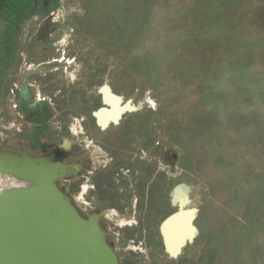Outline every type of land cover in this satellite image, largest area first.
I'll return each instance as SVG.
<instances>
[{
	"label": "rangeland",
	"instance_id": "rangeland-1",
	"mask_svg": "<svg viewBox=\"0 0 264 264\" xmlns=\"http://www.w3.org/2000/svg\"><path fill=\"white\" fill-rule=\"evenodd\" d=\"M60 5L69 7L71 21L68 75L65 70L47 74L57 79L51 91L41 74L23 79L26 86L33 80L39 85L31 88L35 99L40 91L54 103L36 144L53 145L64 157L70 152L61 162L68 164L105 160L85 147L88 141L105 152L127 146L155 160L145 161L146 192L132 177L129 189L130 181L115 165L97 179L95 192L76 188V177L59 180L77 217L93 209L104 213L95 215L119 264H264V0H62ZM38 31L21 36L23 45L13 49L14 34L3 33L0 25V150L39 153L32 146V127L22 125L16 112L27 61L37 66L53 54L32 41ZM14 55L21 59L18 71L9 62ZM104 86L131 106L106 135L87 115L90 104L98 106L96 90L106 107ZM101 107L92 117L105 131L94 116ZM114 178L123 179L116 185ZM133 195L147 208L138 228L132 215L115 212ZM171 201L184 205L180 212L196 210L197 235L176 257L166 254L157 231L179 210ZM103 218H113L115 226ZM108 231L114 233L107 236ZM135 239L143 246L132 244Z\"/></svg>",
	"mask_w": 264,
	"mask_h": 264
},
{
	"label": "water",
	"instance_id": "water-1",
	"mask_svg": "<svg viewBox=\"0 0 264 264\" xmlns=\"http://www.w3.org/2000/svg\"><path fill=\"white\" fill-rule=\"evenodd\" d=\"M42 24L37 35L45 33ZM54 65L43 63L40 71ZM64 158L55 148L36 155L0 150V173L29 183L26 189H11L0 194V264H119L107 243L106 232L95 214L79 219L71 198L58 181L76 174L78 164L61 163ZM173 213L161 225L175 216ZM196 217V210L190 209ZM181 241L179 250H165L176 256L180 249L197 235ZM177 252V253H176Z\"/></svg>",
	"mask_w": 264,
	"mask_h": 264
},
{
	"label": "flooded vegetation",
	"instance_id": "flooded-vegetation-1",
	"mask_svg": "<svg viewBox=\"0 0 264 264\" xmlns=\"http://www.w3.org/2000/svg\"><path fill=\"white\" fill-rule=\"evenodd\" d=\"M61 1L62 0H0V25L2 26V31H4L3 33L9 32L10 34H14V36L12 35V39L9 41L11 44L14 45L13 49L14 47H20L21 45H23L25 38H21V36H25L26 33L29 32L30 30L33 31L32 32L33 34L40 28L42 24H44L46 26L45 28L46 31H44L45 33H42L39 36L36 34L34 37L31 38L32 41L36 42V44L49 47V49L53 52L51 58L47 62H42L37 66L32 64L30 65V60L27 61V63L29 64L26 63V68H24V70L21 72V78L19 80L21 87H19L20 91L16 98L17 100L16 112L21 118L22 125L32 127L35 137V140L32 141L33 143L32 146L34 149L38 148L39 151L49 149V148L45 149L46 146L37 145L36 143L38 142V140L36 138L39 137L38 132L42 130V128L46 125L47 122H49V119L51 117V111L49 106L50 105L54 106V103L52 102V98H50V103H48L45 98H41L40 91H39L38 99H35V97L32 96L33 89L36 88V86H39L35 80H33L32 83L28 84L27 86L23 83V81L25 79H27V81H29L30 79L32 80V77L41 74V76H43V79L41 80L44 81V83L42 84L46 86L49 89V91H51V89L53 88L55 89V86L57 85V79L48 78L47 74L53 72L56 73L59 70H65L66 74L68 75L67 70L68 68H71L73 63L72 60L66 59L65 47L67 46V34L71 26V21L70 18L66 16L67 11L69 12V7L61 6L60 5ZM56 34H60V35L62 34V37L59 36L58 39L53 40V36ZM6 43L7 41L4 43V45H6ZM7 48L9 47H5L6 52L8 51H10L11 53L13 52V49L11 50L9 48L8 50ZM6 56L10 58L9 54H7ZM11 57H12V61L9 62H11V64H13L16 67V71H18L20 69L21 59L17 55ZM43 63H47L50 65L52 64L54 65V68H51L47 71H40L38 69V66H40ZM7 67H9L8 62L3 63V68L5 69ZM0 85L1 87H3L2 86L3 82L2 84L0 83ZM31 88H33L32 91ZM89 117L91 118L92 114H90ZM85 120L84 118H81L80 121L84 122ZM91 142L94 145L91 148L96 147L93 141ZM124 153L126 156H123L122 154L117 152H114L113 155L110 154V152H105L99 148V152H97L96 154H100L102 158H105V160H99L97 158V161L94 163L86 159L81 160L75 163L79 165V169L77 170L76 174L73 176H69L68 178L76 177L77 179L75 184L76 188H79L81 190L82 186L86 185L87 190H90L91 192H95L98 185L97 179L100 178L101 176L105 177V174L107 176V173H109L108 175H110L114 168L112 167V165H115V167L117 166L120 167L119 172L121 173V175H123V178L125 180L127 179L128 183L130 181L129 189L133 187V182L131 180L132 177L135 183L136 182L137 184L141 183V185L143 186V191L146 192L149 181L145 179V176H142L144 173H147V171L145 170V161L148 160L146 159V153H144L145 157H142L141 153H138L131 148H128L127 151H124ZM81 158L84 157L82 156ZM136 159L140 160V162H138L137 164H135ZM154 162L155 160L153 161V159L150 158L147 163L152 164ZM91 165L95 166V168H93L94 172L92 173L88 171L89 169H91ZM132 169L134 171H132ZM155 173L156 172H153L150 175L152 176ZM131 174H133V176H131ZM115 175H117V173L114 174V176ZM121 180H119L118 178H114V182L116 185L119 184ZM146 180L148 181V183L146 182ZM139 201H140L139 197L135 195H133L129 200L127 198L125 200H121L119 209H116V211L114 210L116 212V216L117 217L125 216V214L128 216L132 215L134 218V226L138 228L142 224V222H144L147 213L146 206L143 205L140 208ZM171 206L178 208L179 204L174 203V201H171ZM95 213H99L101 215L104 214L102 212H99L98 210L93 209L92 211H90L85 215V218H87L90 214H95ZM104 220L110 222L112 226H115V224L112 221L113 218L112 219L103 218L101 222H103ZM163 221L159 224L160 228L158 226L157 231L161 239L163 248L165 250L164 240L161 233V225ZM108 226L114 229V227H111L110 225ZM113 233L114 232L112 231H108L107 236H110ZM122 240H124V238H122ZM131 242L132 244H137L138 246L141 247L143 246V243L137 241L136 239ZM143 242L145 247H147L144 239ZM187 243H191V242H187ZM138 246L137 247L133 246V248L138 249ZM127 249H129L128 246L126 247V250ZM165 252L167 253L166 250Z\"/></svg>",
	"mask_w": 264,
	"mask_h": 264
},
{
	"label": "bare ground",
	"instance_id": "bare-ground-1",
	"mask_svg": "<svg viewBox=\"0 0 264 264\" xmlns=\"http://www.w3.org/2000/svg\"><path fill=\"white\" fill-rule=\"evenodd\" d=\"M100 93L102 94L103 104L107 108L101 107V109L94 113V116L97 121V125L101 129H106L111 124H118L123 115L126 112L131 111V106L127 103H123L122 99L118 95L113 94L111 89L107 86L102 87L100 89ZM10 180L11 181L8 184L9 188L26 189L30 186L29 183H18L14 177ZM86 189L87 187L84 185L82 191L84 192ZM192 217L193 214L191 211L181 212L169 221L165 227H163L162 232L164 234L162 235H164L170 251H178L181 241H184L187 238H192Z\"/></svg>",
	"mask_w": 264,
	"mask_h": 264
},
{
	"label": "crops",
	"instance_id": "crops-1",
	"mask_svg": "<svg viewBox=\"0 0 264 264\" xmlns=\"http://www.w3.org/2000/svg\"><path fill=\"white\" fill-rule=\"evenodd\" d=\"M101 86V85H100ZM99 86V87H100ZM112 90V89H111ZM97 91V90H96ZM113 91V90H112ZM48 93V92H47ZM116 94V93H115ZM118 95V94H117ZM121 96V95H120ZM123 97V96H122ZM96 98L98 99V106H92L91 104L89 105L90 106V109L87 111V115H88V117H89V115L90 114H92V112L93 111H95L96 109H98V108H100L101 106H102V104H101V100H100V96L96 93ZM124 98V97H123ZM91 120H92V122H93V126L95 127V129H97V131L99 132V134H105L106 135V132H108L109 131V129L110 128H116V127H119L120 125H121V123L123 122V120H124V116L122 117V119L119 121V123H118V125H116V126H114V125H110L105 131H100L99 130V128L96 126V124H95V122H94V118L93 117H91ZM87 126H88V128H90V127H92L90 124H89V122L87 121ZM40 130V129H39ZM63 140V139H62ZM62 142V141H61ZM58 145H60V144H58ZM58 145H54L55 147L57 146L58 147ZM51 146H53V145H50V146H46L45 147V149L46 148H50ZM152 148V147H151ZM127 146L126 147H123V149H120V147L119 148H116V147H108V152L109 151H112V152H117V153H120V154H122L123 156H126L125 155V153H124V151H127ZM47 150V149H46ZM43 151V150H42ZM45 151V150H44ZM71 151V150H70ZM39 152H41V151H39ZM71 153L70 152H68V154L67 155H65V157L63 158V160L65 159V158H67L69 155H70ZM156 154V153H155ZM63 160H62V162H63ZM64 164H68V163H64ZM69 164H71V163H69ZM71 165H74V164H71ZM102 175V174H101ZM106 175V174H105ZM63 191V190H62ZM178 203V202H177ZM179 204V203H178ZM183 206L184 205H179L178 206V209L181 207V208H183ZM115 209H117V208H115ZM183 209H185V208H183ZM195 220V219H194ZM193 220V221H194ZM112 248V247H111ZM113 249V248H112ZM183 250V248H181L180 249V251H179V253H178V255H176V256H179L180 254H181V251ZM113 251H114V253H115V250L113 249ZM116 254V253H115ZM167 254V253H166ZM168 255V254H167ZM176 256H173V257H176Z\"/></svg>",
	"mask_w": 264,
	"mask_h": 264
},
{
	"label": "built area",
	"instance_id": "built-area-1",
	"mask_svg": "<svg viewBox=\"0 0 264 264\" xmlns=\"http://www.w3.org/2000/svg\"><path fill=\"white\" fill-rule=\"evenodd\" d=\"M76 121V124H75V126H78L79 125V121L78 120H75ZM79 130H80V128H79ZM87 142V141H86ZM88 142H90V144L88 143ZM87 143H86V145H85V147L86 148H89V147H92V146H94L93 144H92V142L91 141H88ZM94 149H95V151H99V148L96 146V147H94ZM13 177V176H12ZM15 178V177H14ZM16 179V181L18 182V183H28V182H26V181H23V180H19V179H17V178H15ZM10 181V178H5V176H0V182H3V181ZM11 189H13V188H9V187H5V186H0V194L2 193V192H4V191H7V190H11ZM16 189V188H15Z\"/></svg>",
	"mask_w": 264,
	"mask_h": 264
}]
</instances>
